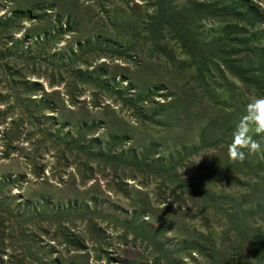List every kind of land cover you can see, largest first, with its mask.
Here are the masks:
<instances>
[{"label": "rangeland", "instance_id": "374dc122", "mask_svg": "<svg viewBox=\"0 0 264 264\" xmlns=\"http://www.w3.org/2000/svg\"><path fill=\"white\" fill-rule=\"evenodd\" d=\"M178 1L185 9L192 8L188 0ZM253 2L264 11V1ZM31 10L36 22L45 19V23L31 27ZM161 10L171 11L168 3L157 5L152 0H0V25L16 12L24 21V27L14 35L26 42L19 46L24 51L12 47L15 51L11 54L21 56L17 62L19 66L23 63L24 69L36 65V77L28 68L26 85L10 87L3 75L11 60L8 54H0V242L13 251L11 257L2 258L5 264H261L248 242H263L260 250L264 251V217L254 209L257 204L264 205V164L258 170L247 165L233 168L231 144L218 143L215 127L207 124L216 115L209 105L206 112L201 110L208 104L204 92L169 64L188 58L180 43L168 44L164 54L144 46L147 26ZM181 13L182 8H176L167 15L164 36L177 32L178 23L191 24L196 19L188 12V16ZM45 27L52 37L62 33V39L50 47L51 54L58 53L57 64L43 59L39 55L42 50L37 55L27 53L42 40L36 33ZM202 27L210 41L218 26L202 23ZM257 27L264 41V24ZM191 33L197 35L198 42L203 41L201 29L191 27ZM87 45L96 55L88 57L87 65L77 64L70 58L71 52ZM10 46L0 35V49ZM126 53L129 60L121 56ZM101 55L106 56L98 59ZM69 64L81 72L80 77L68 72ZM86 71L94 76L87 77ZM99 79L113 89L103 93L91 83ZM221 92L225 94L227 89ZM120 94L129 101L146 98L147 104L152 100L145 113L150 122H138L132 112L123 111ZM25 95L33 96L32 107H21ZM244 98V107L256 99L248 93ZM119 120L129 128H123ZM86 122L89 127H99L93 138L101 143L109 144L110 134L128 133L122 139L127 140L123 146L126 152L148 151L153 144L163 151L171 149L173 155L181 153L182 165L175 173L162 172L157 178L124 170L125 178L121 169L118 174L98 169L105 166L98 161L92 172L84 174L89 178L84 181L83 163L78 164L67 148L74 152L77 130ZM103 136L107 138L101 139ZM12 137L13 149H6ZM257 138L264 149V136L253 133V139ZM245 155L253 167L264 160V151ZM213 170L221 175L211 176ZM232 199L241 203L239 207H227ZM48 209H73L65 227L80 248L52 241L54 233L50 238L43 235L40 244L27 242V234L35 231L31 222L35 218L39 223V217L42 222L47 220ZM77 211L90 213L81 217ZM245 211V217L239 216ZM134 214L141 216L123 225ZM94 217L102 220L96 221L101 240L89 229ZM126 228L150 240H133L131 236L124 242L121 235ZM0 251L2 254V248Z\"/></svg>", "mask_w": 264, "mask_h": 264}, {"label": "trees", "instance_id": "16d2710c", "mask_svg": "<svg viewBox=\"0 0 264 264\" xmlns=\"http://www.w3.org/2000/svg\"><path fill=\"white\" fill-rule=\"evenodd\" d=\"M152 1L157 5H161L164 2L168 3L171 11L161 10V12L155 18L150 20L149 25L147 26V29L144 33L147 34V36H144V46H150L149 48L152 49L153 53L158 52L159 54H164L165 47H167L168 44L175 45L176 43H180L182 45V50L184 53L188 54V58L184 62L169 64L175 68V71H178L183 79L190 81V85L192 84L193 87L197 85L198 88L202 89L204 92L205 97L208 99V104L207 106L202 107L201 110L206 112V108L209 105V107H211V111H213V115H216L213 119L210 117L209 123L207 124L210 127H215L214 130H216L215 133L217 142L226 143L229 141V143L232 144V134L234 128L245 111V100L241 102V98L245 99L244 96H246L247 93L254 96V98L264 96V41H262L261 30H257L258 24H264V11H261V8H259L258 5L253 2V0H188L187 4L192 6L190 9H185L186 6L181 5L178 0ZM176 8H182L181 14H186L188 16V13H190L193 17H196V19L191 24L185 22L183 25H181V23H178V34L177 32L174 34L169 33V37H166L164 36L166 33L164 27L167 24V15L170 12L176 11ZM14 15L15 16L13 18L2 22L0 25V28H3V25L5 27L0 34L3 38V42L7 44V46H10L9 44H11L9 48L2 47L0 49V54H8L11 60V65H7L6 75H3V80L6 78L10 87L17 88L21 86L24 87L26 85H24V82L26 79H28V68L30 69L32 75L36 77V65L32 63V66L26 67L24 69L23 63L20 61L22 65L19 66L17 62L21 56L18 57L11 54L13 51H15L13 48H19V52H21L24 51V49L19 46L23 47L26 45L25 41L20 42L14 38V35L21 31L22 26L24 27V21L23 18H21L19 12H16ZM28 18L31 21V27L36 23H45V19H42L40 22H36L37 20L34 18L32 10L29 11ZM25 20H27V18ZM60 22L61 21H58L57 23ZM202 23H208L212 27L214 25L218 26L217 28H214V30H216L213 32L210 41L208 40L210 35L208 31L202 27ZM60 25L61 24L58 26ZM191 27L195 30L201 29V33L199 34L203 41L198 42L199 38L195 33H191ZM173 28L174 27H172V29ZM51 33L52 31H50L49 28L46 29V27L38 30L36 34H39L40 39L42 40L35 42V49L31 48V51L27 53L29 55H37L38 50H42L43 56L40 54V52L39 55L43 59L54 61L57 64L59 62V58L57 57L58 53L51 54L50 47L56 46V44L62 39V33L58 31L54 37L50 36ZM191 43L193 44L192 46L190 45ZM88 49L90 51V46L88 45L86 47L80 46L76 51L71 52L70 58L75 59L77 64L80 63L87 65L85 64V61H87L88 57L96 55V51H94L95 53L92 54L91 51L87 52ZM128 55V53L121 54L123 60H129L130 58ZM105 56L106 55H101L98 59H102ZM158 60L161 61L160 55H158ZM86 68H90L89 65L86 66ZM75 69L76 67L74 65H68V72L72 75L80 77L81 72L78 73ZM212 71H215L216 74L213 75ZM86 72L88 73L86 74L87 77H89V75L91 78L94 76V74H90L88 71ZM68 79L70 80L71 78ZM101 80L102 79H99L98 81L92 80L93 82L91 83L96 85L97 88H100L99 90H101L103 93L109 92V90L113 89V87ZM62 81L63 79L60 80L59 83ZM228 85L231 86L229 87ZM75 89L77 92V89L79 90V86H76ZM225 89H227V92L223 94L221 91ZM34 94L35 93H33V95ZM120 95L121 96H118L120 97L119 104L123 106V111L129 110L132 112L134 117L138 119V122H150L149 120L151 118L149 115L147 117L145 113L149 110L148 103L152 100H149L146 104V98L145 100L139 98L136 99V101H129L125 99L122 94ZM32 97L33 96L31 95H25V100L20 102L21 107H25L27 104L32 107L34 105V103L31 102ZM157 115L158 113L154 116ZM37 116L39 115L37 114ZM144 116L147 117L148 121ZM108 118L109 116L107 115L106 119ZM118 122L123 128H129V126L123 121L119 120ZM89 125V122H86L82 128L77 130V146L74 149V152L67 148V151L70 154L74 153L73 155L75 157H73L77 160L78 164L83 163L81 168L83 169L82 178L84 181L89 180V178L84 176V174L92 172L93 164L98 161L105 165L103 167L98 166V169L113 171L117 174L119 169H121L123 177L125 178L126 172H124V170L132 171L133 169L134 173L138 172L137 174L142 176L149 174V176H154L157 178V175L162 172H167L169 174L175 173L182 165L181 157L183 156H181V153L173 155V153L170 151L171 149H169V151H163L158 149L153 144L150 145L148 151L145 150L143 152H139L138 148V150H136L137 153L132 151L126 152L123 149V146L127 144V140L122 139L128 137V133H119L117 135L110 134L108 138L106 136L100 137L103 140L107 138L109 144L101 143L96 138H93V136L99 132V127L92 125L89 127ZM100 126L102 127V125ZM143 126H146V124ZM13 130L15 129H11L10 131ZM84 132L85 134H82ZM13 138L14 137L8 141V144L5 146L6 149L9 146V150L13 149ZM58 139L61 140L62 138L59 137ZM201 139L206 140L204 135H202ZM255 140L258 142L259 138ZM61 141L64 142L66 140L62 139ZM161 151H163V153ZM248 160L249 157L246 155L244 156L243 160L234 159L235 166L233 168H244L247 165V168H256L258 170L259 166L264 164L263 160L261 163H258L257 166L253 167V164H250ZM163 167H165V171H163ZM140 170H145L146 173L144 174V172H140ZM257 170L254 172H257ZM263 170L261 173H263ZM219 175H221V173H218V171L215 172V170H213V173H211V176L214 177ZM230 177V174L226 176V178ZM247 192L248 190L243 191V193ZM247 199H249V196H247ZM240 204L241 203H238L232 199L229 203H227V207L235 205L239 207L238 205ZM254 209L264 217V205L257 204ZM46 213L47 220H44V222L39 219L40 217L38 218V222L40 224L36 222L35 218L33 219V222H31L35 225V231L33 233L27 234V242H31L32 244L36 242L40 244L43 235L50 238L49 234L54 233L55 235H53L54 237H52V241H62L65 244L68 243L69 245H73L75 248H80V243H78L75 239L70 238L68 230L65 227L69 221L68 219L74 214L73 209L62 212H51L50 209H48V211L46 210ZM76 213L77 215H81V213L78 211ZM89 213L90 212L83 213L81 217H88ZM246 213L247 212L245 211L244 214L239 216L243 217L244 215L245 217ZM42 214L43 216L45 215L44 212ZM139 216L134 214V217L132 219H126L127 224L123 225L128 226L131 222H133L134 218H139ZM89 221L91 223L89 225L91 234L97 239L101 240L102 231L101 229H98V224H96V221L100 222L102 220L98 217L97 219L94 217ZM43 223H46V230L43 226ZM126 229L127 231L121 235V240H124V242L128 241L131 236L133 240L147 239L145 234H133L129 231V228ZM59 238H61V240H59ZM154 238L155 237H152L151 240ZM262 243L263 242L257 241L248 242L249 247L255 251L254 253L257 254L256 259H258L261 264L264 263V251L260 250V247L263 245ZM1 248L3 252L1 254L0 251V264H5L2 258L4 255H9L11 257L10 253L12 250L7 248V251L6 247L0 242V249Z\"/></svg>", "mask_w": 264, "mask_h": 264}, {"label": "clouds", "instance_id": "9594fccd", "mask_svg": "<svg viewBox=\"0 0 264 264\" xmlns=\"http://www.w3.org/2000/svg\"><path fill=\"white\" fill-rule=\"evenodd\" d=\"M253 133L264 135V96L257 97L245 106V111L232 134L230 154L235 160H243L245 153L264 151L253 139Z\"/></svg>", "mask_w": 264, "mask_h": 264}]
</instances>
